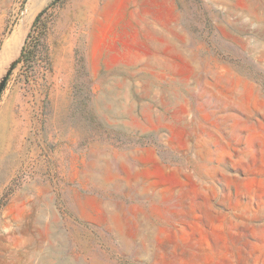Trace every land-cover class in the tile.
<instances>
[{
	"label": "rangeland",
	"instance_id": "rangeland-1",
	"mask_svg": "<svg viewBox=\"0 0 264 264\" xmlns=\"http://www.w3.org/2000/svg\"><path fill=\"white\" fill-rule=\"evenodd\" d=\"M33 3L0 264H264V0H0V48Z\"/></svg>",
	"mask_w": 264,
	"mask_h": 264
},
{
	"label": "bare ground",
	"instance_id": "bare-ground-1",
	"mask_svg": "<svg viewBox=\"0 0 264 264\" xmlns=\"http://www.w3.org/2000/svg\"><path fill=\"white\" fill-rule=\"evenodd\" d=\"M37 3H33L30 5L27 15L24 16V19L14 28L11 34L4 40L1 48H0V73L5 66L7 60L12 57V55L16 54L20 42L22 40L23 32L25 31L27 22L30 20L31 15L37 8Z\"/></svg>",
	"mask_w": 264,
	"mask_h": 264
},
{
	"label": "water",
	"instance_id": "water-1",
	"mask_svg": "<svg viewBox=\"0 0 264 264\" xmlns=\"http://www.w3.org/2000/svg\"><path fill=\"white\" fill-rule=\"evenodd\" d=\"M10 67H12V63L10 64ZM5 79H6V74L0 77V93H1V90L3 89Z\"/></svg>",
	"mask_w": 264,
	"mask_h": 264
},
{
	"label": "trees",
	"instance_id": "trees-1",
	"mask_svg": "<svg viewBox=\"0 0 264 264\" xmlns=\"http://www.w3.org/2000/svg\"><path fill=\"white\" fill-rule=\"evenodd\" d=\"M39 14H40V13H39ZM39 14L35 17L36 20L38 19ZM152 134H153V133L142 134V135L139 136V138L147 137V136L152 135Z\"/></svg>",
	"mask_w": 264,
	"mask_h": 264
}]
</instances>
